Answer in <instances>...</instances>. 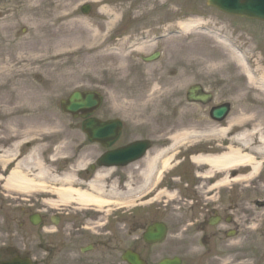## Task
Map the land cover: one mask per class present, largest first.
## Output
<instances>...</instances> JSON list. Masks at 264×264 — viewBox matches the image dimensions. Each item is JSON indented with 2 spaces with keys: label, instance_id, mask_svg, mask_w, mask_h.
Masks as SVG:
<instances>
[{
  "label": "rangeland",
  "instance_id": "rangeland-1",
  "mask_svg": "<svg viewBox=\"0 0 264 264\" xmlns=\"http://www.w3.org/2000/svg\"><path fill=\"white\" fill-rule=\"evenodd\" d=\"M57 1L58 0H0V45L2 46L0 51H2L9 43H14L22 45V50L18 52L20 54H29L32 51V48L33 50H36L34 55L39 54V51H41L44 46V42L39 39V32L42 33L45 30L41 27V11L39 6H42V8H46V10L50 11ZM65 1H67V4L70 5L71 9H76L78 11L81 5L90 3L93 6V11L87 17L83 15L80 16V12L78 13V15L82 17L81 19L85 22V25L83 24V29H86V31L82 32L80 30L77 34V38H79L82 43L79 48L81 47L84 50H87V46H93V44H96L94 38L92 43L91 40L86 41L88 43L90 42V44L84 42L85 39L88 38L86 37V34L90 32L92 36V34L96 31V27L101 28L104 31V22L102 21L106 18L105 15L111 17L109 13H99L98 10L100 8L117 9L120 11L119 14H124L128 16L127 18L131 17V20H133V25L135 23L137 25L136 27H140L139 29L142 31L140 36H146L147 33H151V37L153 35L160 34L162 32L159 26L161 23H165L164 25L167 27V21L169 19L176 21L178 17L182 21H185L189 18L203 17L208 22V24H205L203 28L195 32L194 35L192 34L184 37L175 36L160 43L157 46L147 47V49L144 48V51L141 54L147 55L156 50L162 51V59L159 61V63L151 66V68L150 66L148 68H144L145 71H149L148 74H145V76H149L146 77L149 80L134 78V75L130 73V65L134 67H140V64L135 60L138 55H141L140 52L132 53L133 55L129 57H126L124 54H113L112 56H107L100 59L97 58L93 66V74L86 77L76 75L69 78V75L67 74V72H70L69 70H67V72L66 70L62 71L60 74H46V69L43 68L39 70V65H36L34 67V74L30 77L32 83H34V105L29 111H23L19 113L20 115L14 116L9 122L0 120V136L3 135L7 138L10 137L8 141H13L16 139L15 136L19 137V141L26 140L27 137L29 138L28 140H32L34 137L47 138V135L36 132L40 130H60L65 132L66 135V140L64 141L66 144L61 145L65 148L63 153L70 154L71 145H81L85 139L81 130L79 131L76 129L79 126L77 124L79 121L76 122L71 116L66 115L61 111L60 102L62 100L66 99L71 93L77 90L102 89L105 92L106 101L104 109L99 111L97 115H101L102 117L118 116L124 118V120H127L128 118L121 116L116 110L117 108L123 107L122 111H124V115H129L130 119L134 120L140 118L136 116L138 110L136 111L132 107H136V105L143 103L142 106H138V109L143 110L146 107V103L151 105H156L158 103V98H156V96H158V92H154L153 98H151V95H145L147 94L145 92V87L147 83L152 82L151 85L154 86L156 82L160 81L158 79H153L154 77L151 74L152 72L161 73L160 70L162 69L159 68L161 65L163 67L169 66L170 68H174L175 72H177L175 74L176 78L171 81H178L180 86V96H183L184 94L183 87L185 84L191 85L201 83L206 86L207 90H211L214 92V94H217L216 103L223 101L225 98H229V95L240 94L241 91H246V95H250V97L252 96L253 99L258 101L257 107L249 106L247 108H245L246 106L244 107L241 102L238 103V106L234 103L235 108L231 114V117L239 114V111L241 110H243L245 113L246 110H252L260 113V105L264 106V95L259 94L248 87L247 79L239 71L238 67L234 64V61L229 60L228 53L219 46V43L215 39H211L209 35L206 34L208 33V30L221 33L238 44L253 61L252 63L255 64L256 62L261 66H264L263 23H253L248 25L247 22H245L244 26H242L239 24L241 19L227 17L215 11L214 9L209 8L206 4V0H169L171 3L169 8L171 10L170 12H168V8L154 9L155 7H153L149 9V7L143 5L144 0ZM21 10L23 13H20ZM16 13L17 16L15 17L14 15ZM232 23H234L235 26H231ZM129 25L130 23L128 24L127 29ZM232 27L239 29L242 32H234L231 29ZM172 28L175 30V34H177V28L175 26ZM45 31L48 33L47 40L53 47L56 39L59 42V39L61 40L62 38V35H60L58 36V39V37H56L55 31ZM74 32H77V30ZM256 34L259 37L256 36ZM54 37L56 38L54 39ZM66 37L67 35H65V38ZM65 38H62V40H64L68 45H72L70 43H75L74 37H70L68 40ZM252 38L254 40H252ZM254 41H259V43H255ZM242 42H246L247 44H243ZM256 46L259 47V52L257 51ZM195 59H200L203 63H209L210 61L214 60L222 61L226 68L215 71L210 76H208V79H205V77L202 78L200 75L198 76L195 68H190L192 66L191 64H193L190 63V61ZM109 60H112L113 64L110 66H105L106 70H99V68L103 67L102 64ZM84 62H87V59L83 61V64ZM75 67H78V65H75ZM51 68L53 69V67ZM101 74L108 75L105 76ZM229 78L232 79V82L229 84H227L226 81L223 82L224 79ZM60 85L62 86L60 87ZM180 100L178 98L173 100L174 103L181 102V109L179 110L178 114L180 118H177L179 124L183 127H189L191 129H207L206 127L209 125V121H211L208 109H199L197 106L187 103L184 98H180ZM230 100L235 99L231 98ZM151 117L153 118V114ZM140 119H145V116H141ZM75 124H77V127ZM54 145L55 144H48L42 150L41 154L40 152H37L38 154L36 153V156L41 155V157L45 158L44 162L46 165L49 166L55 172V174L59 175V173H62L60 170H58L60 167V161L52 164L48 158L49 155L50 157L54 155ZM93 149L94 148L92 145L89 148H83L81 155L84 154V157L91 158L93 156ZM28 153L29 151L26 152V154ZM191 179H193V185L201 183V179L195 178L194 175L191 176ZM202 182L203 186L200 184V188H209L210 182ZM141 187L142 186H138L136 188ZM195 189L196 188H186L187 191L181 190V193L189 194L191 192L190 190H192L194 192H198L200 197L207 195L203 192L204 189ZM53 195V191L48 193L38 192L36 193L35 198L22 194L20 213V221L22 225L20 232L21 248H23V244L29 243V241L35 239L38 241V239L41 238L50 239V237H55L52 238L55 239L53 240L55 244H60L61 240L63 239V237H61L63 235V231L60 227V224L57 226V229L62 233L51 236L42 233V231L40 232L39 228H37L36 234L35 230H33L34 227H32L28 221V217L31 214L40 212V214H43L47 220H49L53 214H57L58 212L64 214L63 217L65 218L83 216L82 212L74 210L72 211V209H66L62 207L54 208L51 203L48 204L47 202L49 199H51V197L56 199V197ZM164 200L167 199L165 198ZM253 200V198H249L248 203H252ZM180 202L181 201H176L175 204L170 203L171 205H169V207L166 203L159 202L156 203L155 207L150 206L152 213H156V211L162 212V214H156L159 215V218H162L165 221L170 229V234H168L167 239L164 243L153 249L154 253H159L160 257L181 255L185 258L184 264H227L229 262L231 264H264V237L252 236V234L248 233L247 231H245L242 236L237 239H240V241L243 242V250L239 252L238 255H235L234 252L229 253V259H225V256L221 255L219 251V253L215 256L197 257L200 251L203 252V247H199L196 243L192 245L189 240L177 239L171 232L174 228L172 224L177 223L181 218H184L182 214H180L181 211L178 205ZM158 207L160 208L156 210ZM249 211L254 213L255 210L250 209ZM96 215L103 214L94 213L91 216ZM253 215L259 216L257 217L258 220L260 216H262L258 214ZM153 216L155 217L156 215L154 214ZM250 217L252 218V216ZM240 221L242 222V219H240ZM254 223H256V221H254ZM47 227L48 226H46V228ZM247 238L248 240H246ZM185 250L190 251V253L187 252L186 254L182 255Z\"/></svg>",
  "mask_w": 264,
  "mask_h": 264
},
{
  "label": "flooded vegetation",
  "instance_id": "flooded-vegetation-1",
  "mask_svg": "<svg viewBox=\"0 0 264 264\" xmlns=\"http://www.w3.org/2000/svg\"><path fill=\"white\" fill-rule=\"evenodd\" d=\"M103 22L106 23L105 20ZM125 27L122 24L118 38H111L107 42L108 47L114 48V51L104 49L103 55L122 53L129 57L139 49L136 47L130 51L124 49L118 51L116 48L117 41L127 43L136 36L124 32ZM133 44L132 41L130 46ZM135 60L139 61L140 58H135ZM107 62L112 63V60ZM130 66V73L134 75V78L149 80L146 78L149 76H145L149 71H145L144 68L149 66L151 68L154 65ZM159 68L162 69L160 70L161 73L152 72L151 75L154 77L153 79L160 80L156 86L161 94L165 96L163 100L171 104L176 98L174 88L178 84V81L173 82L171 80L176 78L175 74L177 72L169 66L163 67L161 65ZM151 84L152 82L146 84L145 92L147 94L152 88ZM97 117L103 121L109 120L106 116L98 115ZM156 117L155 115L150 120H127L122 122V127L118 130L115 128V131L111 134L109 141L111 147L109 149H106L101 143L94 145L88 143L86 136H84L85 141L81 145H71L70 154L64 157L58 169L62 170L63 174H74L77 177L78 184L92 181L97 172H108L104 198L108 197L110 204L113 205L114 201L122 199L129 190L137 189L136 187L144 184L141 169L144 168L146 160L148 161L149 158L155 159L153 170L160 171L162 169L159 156L180 131V124L178 121L173 120L175 118L164 120L163 117L158 119ZM253 124L257 128L250 126L242 131L247 132L252 137L249 148H242L245 152L244 155L258 153L255 149L259 148L260 135H264V121L254 122ZM76 129L81 130L80 127ZM238 133L232 134L229 140ZM0 138L2 139L0 140V152L11 151L14 147V141L7 140L8 142H6L4 136ZM138 143L144 144L136 149L134 146ZM91 145L94 148L93 156L90 158L84 157V154L81 155L82 149L89 148ZM145 146L148 148L146 153L144 152ZM232 147L236 148L233 144L226 143L221 151L225 153ZM124 149L128 151L127 158L129 159L137 156V154H140L141 157L135 162L128 163L125 167L117 165L109 169L99 167V160L107 152L116 153ZM210 149L212 148L205 151L206 154H218V151ZM193 155L194 153H191L171 162L170 170L165 175L166 178L158 191L152 197L137 204L135 208H116L112 206L113 208L108 212L109 215L91 216L90 211L93 210L88 208L89 205L79 206L81 208L72 206V209L86 212H82L83 216L80 217L65 218L62 214L61 217L56 219L63 231L61 236L63 239L60 244H55L53 242L55 239L52 238H41L38 241L37 239L31 240L28 248L24 249L20 247L22 228L20 197L16 194V190L8 188L5 183L13 166L9 164L7 168H4L0 164V264H10L17 257L28 258L32 264H128L123 260V256L127 251L136 253L146 264H159L164 258H161L159 253L153 252V249L159 245L149 246L144 242V234L150 225L165 223V221L156 214H162V212L152 213L150 206L155 207L156 203L159 202L166 203L169 207L170 203L175 204L176 201H181L178 205L181 211L180 214L184 218L172 224L174 228L171 232L175 238L189 240L192 245L196 243L199 247H203V252L200 251L197 257L215 256L219 251L221 255L225 256V259H229V253L234 252L235 255H238L243 250V242L237 239L245 231L252 234V236L264 237V162L260 163L261 168L256 177H252L250 167L243 166L242 162H239L235 168L220 175V180L227 176L230 178L229 182L225 183L222 188H215L217 181L211 182L209 188H200L201 185L203 186L202 180H200L201 183L193 185V179H191L192 175L197 178V171L191 162ZM0 156H3V154ZM81 164L83 167L78 168V165ZM186 188L204 189L203 192L207 195L200 197L198 192L192 190L189 191V194H182L181 190L187 191ZM67 189L72 190L73 194L75 191H84L88 194L94 192V188ZM168 192L174 195L171 200H164L167 198ZM249 198L254 199L252 203H248ZM159 208H156V210ZM250 209H254V213H251ZM96 213H100V211L96 210ZM103 213H107V211ZM253 214L262 216L258 220L257 217L259 216ZM240 219H242V222ZM48 221L49 229H46L45 222L43 226L39 227L40 232L44 231L51 235L62 233L58 229H52V219ZM36 229L33 230L37 234ZM168 231V234H170L169 227ZM187 252L190 253V251L185 250L182 255Z\"/></svg>",
  "mask_w": 264,
  "mask_h": 264
},
{
  "label": "bare ground",
  "instance_id": "bare-ground-1",
  "mask_svg": "<svg viewBox=\"0 0 264 264\" xmlns=\"http://www.w3.org/2000/svg\"><path fill=\"white\" fill-rule=\"evenodd\" d=\"M143 5L149 7V9L153 7H155L154 9H169L171 3L169 0H144ZM39 9L41 11L40 16L42 28L49 31L51 30L52 32L55 31L56 37L62 35V38H65V35H67L65 38L67 40L70 37H74L75 43H70L72 45H68L61 37V40L58 37L59 42L56 39L53 47L47 40L48 33L43 29L44 31L42 33L39 32V39L44 42V46L42 50L39 51V54L34 55L36 50H33L31 45L32 51L29 54H20L18 52L22 50V45L14 43H9L2 51H0V120L9 122L14 116L20 115L19 113L23 111H29L34 105V83H32L30 77L34 74V67L36 65H39V70L44 68L46 69V74L51 73V75L53 73L60 74L62 71L66 70L67 72V70H69L70 72H67L69 78L76 75L86 77L93 74V66L96 61L95 48L87 50H84L81 47L79 48L82 43L81 40L77 38V34L80 30L82 32L86 31V29H83V24L85 25L84 20L79 19V17L76 18V13L71 12L70 5L67 4V1L65 0H58L50 11L46 10V8H42V6H39ZM170 11L171 10L169 9L168 12ZM20 13H23V11L21 10ZM14 16L16 17L17 13ZM205 24H208V22L203 17L191 18V20L184 22L181 20L177 24V27L179 28V36L184 37L192 34L194 35V33L201 30ZM231 29L237 33L242 32L241 30L233 27ZM76 30L77 32H74ZM206 34H208L211 39H215L219 43V46L228 53L229 60L234 61V64L238 67L239 71L247 79L248 87L257 93L264 95V66H261L256 62L252 65L249 61L247 53L243 51L238 44L221 33L208 30V33ZM86 35L88 38L85 39L84 42L91 40L92 43L93 34L91 36L89 32ZM56 37H54V39ZM242 43L247 44L246 42ZM0 48H2L1 45ZM85 59H87V62H84L83 64ZM190 63H193L190 68H195L198 76L200 75L202 78L205 77V79H208V76L215 71L226 68L223 62L218 60L203 63L200 59H195L190 61ZM75 65H78V67H75ZM51 67H53V69ZM224 81L229 84L232 82V79H224L223 82ZM61 86L62 85H60V87ZM201 88L205 90L202 86ZM208 94H211L208 100L205 97H200L199 101L202 104H208L213 101L214 95L210 92ZM202 104L199 103L195 106L200 109L203 107ZM171 107L172 105H170L168 109ZM154 108V106H147V112L143 111L141 115L150 117ZM156 113L157 116L161 115L165 120H168L169 118L165 108L157 110ZM232 118L233 119L229 122L231 124L228 128H223L220 125L209 122V125L206 127L207 129L202 131L189 129L184 133L179 132L175 135L173 140L178 142L187 137L200 138L201 136L225 139L234 132L233 127L245 126V123L250 120L243 114L236 115ZM251 141L252 137L247 132H239L231 139L232 144H238L239 146L246 147L247 149L249 148ZM63 142L64 141L57 142L55 144L58 145L54 148V155L49 157L52 164H55V162H58L61 157L66 155L63 153L65 148L61 146L66 144ZM261 142V148L259 150L255 149V151L264 153V136H262ZM47 145L48 143L42 144L40 147L37 145L32 146H37V148L39 147V150L35 148V151H32L31 154L17 163L15 169L6 179L5 183L8 188L17 190L21 194L29 195L38 190L42 192H50L51 190L48 188H62L64 182L72 180L74 175L63 173H59V175H57L49 166L46 165L44 162L45 158L41 157V155L36 156V153L40 152L41 154L42 150ZM215 149H218V147ZM13 153L14 151H12L10 155H13ZM217 153L218 154L211 153L209 155L201 154L194 156L192 161L196 164V166H198L199 170H205L203 175L200 177L202 179H206L208 182H210L209 180H217L218 187L224 185L230 180L228 176L223 180H220V176L218 175L219 173L225 174L230 169L235 168L236 164L239 162L243 163L244 161V163H249L252 159L250 158V154L244 155L245 152L242 148L232 147L225 153H222L221 150H218ZM6 154H9V152ZM154 161L155 159L152 160L149 158L148 161H145L144 168L141 169L145 182L150 172L154 169ZM259 170L260 165L255 163V165L252 166V174L256 175ZM103 173L106 172L99 173L95 179L90 182V188H94V192L92 194L78 192L76 196H72L70 192L67 193L65 190L56 189L53 190V196L56 197V199L51 197L49 201L47 200V203H51L54 208H58V204H66L68 202L71 203L76 201L81 204H87L89 201L103 199V196L106 193L104 191L105 185L103 186V179L105 178ZM52 185L55 187H52ZM95 192L96 195L94 196ZM133 192L134 190H131L129 193L133 194ZM173 195L174 194L168 192V200H171ZM95 204H97L98 208L103 205L99 201Z\"/></svg>",
  "mask_w": 264,
  "mask_h": 264
},
{
  "label": "water",
  "instance_id": "water-1",
  "mask_svg": "<svg viewBox=\"0 0 264 264\" xmlns=\"http://www.w3.org/2000/svg\"><path fill=\"white\" fill-rule=\"evenodd\" d=\"M208 3L212 6L238 16H246L251 19H259L264 21V0H208ZM190 99L192 101H199L200 98L195 97L197 95L196 90L190 91ZM100 99L92 93H75L71 96L69 101L62 103V110L64 113L73 115L75 118L81 113L86 114L84 117H88L90 113L99 105ZM227 113L226 108L217 109L213 112V116L217 120H222ZM85 130H90V140L95 141L96 138L105 139V132L109 129H113L111 126H103L96 123L93 119H88ZM97 127L98 132L94 131V127ZM155 230V232H154ZM165 235V228L163 226H155L150 228L146 235V240L149 243L160 242ZM135 257L131 256L128 261L131 264H140L135 261ZM166 264H179L178 261L170 262Z\"/></svg>",
  "mask_w": 264,
  "mask_h": 264
}]
</instances>
